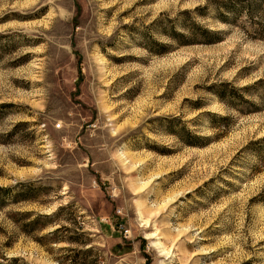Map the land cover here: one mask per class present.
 <instances>
[{"label": "rangeland", "instance_id": "374dc122", "mask_svg": "<svg viewBox=\"0 0 264 264\" xmlns=\"http://www.w3.org/2000/svg\"><path fill=\"white\" fill-rule=\"evenodd\" d=\"M0 264H264V0H0Z\"/></svg>", "mask_w": 264, "mask_h": 264}, {"label": "trees", "instance_id": "16d2710c", "mask_svg": "<svg viewBox=\"0 0 264 264\" xmlns=\"http://www.w3.org/2000/svg\"><path fill=\"white\" fill-rule=\"evenodd\" d=\"M243 1V0H240ZM227 18L223 17L222 20L225 21ZM202 33L204 34L203 36V40L202 42L205 44H212V43H216V42H220L221 38H220V33L219 32H215L206 28H201ZM185 44H190L189 42L185 41ZM160 47V52L163 51L166 47L164 45H160L158 44ZM213 117L218 118V119H222L220 116L217 115H213ZM191 135V132H190ZM191 145H197V146H201L203 145V142L207 141L205 138L196 136V135H191ZM50 216H44V218H49Z\"/></svg>", "mask_w": 264, "mask_h": 264}]
</instances>
